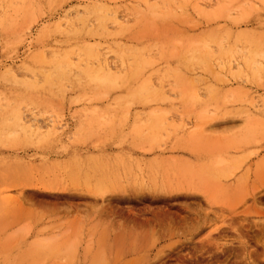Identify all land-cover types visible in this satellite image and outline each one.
<instances>
[{"label":"rangeland","instance_id":"374dc122","mask_svg":"<svg viewBox=\"0 0 264 264\" xmlns=\"http://www.w3.org/2000/svg\"><path fill=\"white\" fill-rule=\"evenodd\" d=\"M259 53L264 0H0V264H264Z\"/></svg>","mask_w":264,"mask_h":264},{"label":"bare ground","instance_id":"6f19581e","mask_svg":"<svg viewBox=\"0 0 264 264\" xmlns=\"http://www.w3.org/2000/svg\"><path fill=\"white\" fill-rule=\"evenodd\" d=\"M83 28H84V27H83ZM79 30H80V29H79ZM86 32H87V31H86ZM77 33H78V32H77ZM81 35H82V34H81ZM238 38H239V37H238ZM239 41H240V40H239ZM240 42H241V41H240ZM258 42H259V41H258ZM214 43L219 44V46H220V48H221V52H220V53H222V54H224V55H227V54H228V55H231V58H230V59H233L232 56L234 57L236 54H237V55L240 54L242 60L245 61V60L247 59V61H249V56H250V53H249V52H247V56L242 55V54H244V53L241 52V51H238V50H237V47H236V48H228V47H226V45L223 43V39L215 40ZM235 43H236V42H235ZM77 44H78V43H77ZM120 44H121V43H120ZM125 44H126V43H124L123 46H124ZM204 44H206V43H203L202 46H204ZM206 45L208 46V44H206ZM206 45H205V46H206ZM209 45H210V44H209ZM80 46H81V45H80ZM85 46H86V45H85ZM130 46H131V45H130ZM140 46H141V45H140ZM219 46H218V47H219ZM235 46H236V45H235ZM127 47H128V45H127ZM134 47H135V46H133L132 50L134 49ZM136 47H138V46H136ZM144 47L146 48L145 45H144ZM144 47H143V48H144ZM192 47H193V46H192ZM249 47H250V46H249ZM79 48H80V47H79ZM119 48H123V47H119ZM128 48H129V47H128ZM128 48H127V50H128ZM190 48H191V47H190ZM190 48H189V49H190ZM203 48H204V47H203ZM207 48H208V51H210V48H209V47H207ZM207 48H204V51L207 50ZM239 48H241V47H239ZM247 48H248V47H247ZM59 49H60V48H59ZM59 49H58V50H59ZM83 49H84V47H83ZM85 49H86V48H85ZM115 49H116V48H115ZM125 49H126V48H125ZM130 49H131V48H130ZM146 49H147V48H146ZM75 50H76V49H75ZM80 50H81V49H80ZM109 50H110V49H109ZM123 50H124V49H123ZM127 50H125V51H127ZM142 50L144 51V49H142ZM148 50H151V49H148ZM241 50H242V49H241ZM247 50H248V49H247ZM59 51H60V50H59ZM70 51H71V50H70ZM82 51H84V50H82ZM88 51H90V50L88 49ZM138 51H139V49H138ZM151 51H152V50H151ZM208 51H205V52H208ZM61 52H62V51H61ZM73 52H74V51H73ZM111 52H112V51H111ZM120 52H121V51H120ZM134 52H136V51H134ZM141 52H142V51H141ZM147 52H148V51H147ZM158 52H159V51H158ZM189 52H190V53H189L190 55H189V54H187V55H189L190 61L193 60V61L198 62V63H200L201 65H205V66L208 65V64H210V62H217L218 59H219L218 57L209 56V54H208V56H207V55H206L207 53H205V54L202 55L203 52L200 51V50H197V49H193L192 51H189ZM240 52H241V53H240ZM77 53H78V52H77ZM90 53H91V52H90ZM128 53H130V52H128ZM128 53H127V54H128ZM137 53H138V52H137ZM159 53H160V52H159ZM161 53H162L161 58L166 59V60H171V52H169V51H162ZM256 53H257V52H255V56H256ZM260 53H261V52H260ZM260 53L257 54V56L260 55V57H263V58H264V55H262V54H260ZM63 54H64V53H63ZM63 54H62V55H63ZM113 54H115V53L113 52ZM122 54L124 55V53L121 52V57H123ZM185 54H186V52H185ZM253 54H254V53H253ZM51 55H53V53H52ZM89 55H90V54H88V56H89ZM119 55H120V54H119ZM149 55H152V54H149ZM237 55H236V56H237ZM127 56H128V55H127ZM129 56H131V55L129 54ZM253 56H254V55H253ZM255 56H254V57H255ZM50 57H51V56H50ZM121 57H120V58H121ZM132 57H133V56H132ZM132 57H131V58H132ZM148 57L150 58V56H147V57H146V56L143 55V53H142V54L139 56L138 59H145V61H146V60L148 59ZM153 57H154V56H153ZM155 57H156V56H155ZM123 58H124V59L126 58V54L124 55ZM129 58H130V57H129ZM129 58H128V59H129ZM161 58H160V59H161ZM186 58H187V57H186ZM51 59H52V57H51ZM138 59H137V61H138ZM152 59H153V58H152ZM155 59H156V58H155ZM54 60H55V59H54ZM54 60H53V62H54ZM56 60H58V59H56ZM126 60H127V59H126ZM149 60H150V59H149ZM187 60H188V58H187ZM220 60H221V59H220ZM238 60H239V59H238ZM122 61H123V60H122ZM140 61H141V60H140ZM154 61H155V60H154ZM160 61H161V60H160ZM181 61H182V60H181ZM188 61H189V60H188ZM193 61H191V62H193ZM59 62H60V61H59ZM61 62H62V61H61ZM120 62H121V61H120ZM128 62H129V61H128ZM178 62H179V61H178ZM182 62H183V61H182ZM256 62H257V61H256ZM54 63H55V62H54ZM122 63H123V62H122ZM134 63H135V62H134ZM149 63H150V61H149ZM149 63L147 64V66L149 65ZM152 63H153V61H152ZM161 63H162V62H161ZM183 63H184V62H183ZM185 63H186V62H185ZM185 63H184V64H185ZM189 63H190V62H189ZM260 63H262V62H260ZM130 64H131V63H130ZM138 64H139V63H138ZM150 64H151V63H150ZM181 64H182V63H181ZM191 64H192V63H191ZM219 64H220V63H219ZM252 64H256V63H253V62H252ZM186 65L188 66V64H186ZM193 65H194V64H193ZM193 65H191V66H193ZM210 65H211V64H210ZM246 65H247V64H246ZM124 66H125V65H124ZM124 66H123V67H124ZM130 66H131V65H130ZM130 66L128 67V65H127V67H128L129 69L131 68ZM132 66H133V65H132ZM144 66H146L145 63H144ZM181 66H182V65H181ZM197 66H198V65H197ZM218 66H223V67H224V65H218ZM239 66H240V65H239ZM137 67H138V66H137ZM139 67H140V65H139ZM182 67H183V66H182ZM184 67H185V66H184ZM189 67H190V66H189ZM189 67H187V68H189ZM164 68H165V67H164ZM185 68H186V67H185ZM132 69H133V68H132ZM139 69H140V68H139ZM151 69H153V68H151ZM182 69H183V68H182ZM140 70H141V69H140ZM142 70H143V68H142ZM144 70H145V69H144ZM146 70H149V69H146ZM155 70H156V69H155ZM158 70H159V69H157L156 71L158 72ZM184 70H185V69H184ZM223 70H224V68H223ZM242 70H243V69H242ZM135 71H137V70H134V72H135ZM156 71H155V72H156ZM179 71H180V70H179ZM179 71H178L177 73H179ZM125 72H126V71H124V75H125ZM127 72H128V71H127ZM130 72H131V71H130ZM144 72L146 73V71H144ZM148 72H149V71H148ZM157 72H156V73H157ZM180 72H181V71H180ZM138 73H139V72H138ZM141 73H142V72H141ZM160 73H161V71H160ZM167 73H168V71H167ZM167 73H166V76H168V77L171 78V75H173L172 72H171V75H167ZM135 74H136V73H134V75L131 76V77H135ZM148 74H149V73H148ZM121 75H122V74H121ZM126 75H127V74H126ZM130 75H131V74H130ZM156 75H157V74H156ZM158 75H159V74H158ZM174 75H175V74H174ZM174 75H173V76H174ZM146 76H147V75H146ZM146 76H145V77H146ZM162 76H163V74H162ZM164 76H165V75H164ZM178 76H179V74H178ZM248 76H249V75H248ZM143 77H144V76H143ZM145 77H144V78H145ZM168 77H167V78H168ZM122 78H124V77H122ZM124 79H125V78H124ZM134 79H135V78H134ZM53 80H54V79H53ZM53 80H52V81H53ZM147 80H148V79H147ZM135 81H137V80H135ZM49 82H50V81H49ZM122 82H123V81H122ZM124 82H125V81H124ZM126 82H128V81H126ZM138 82H139V81H138ZM56 83H57V82H56ZM134 83H135V82H134ZM143 83H144V82H143ZM145 83H146V82H145ZM149 83H150V82H149ZM118 84H119V83H118ZM121 84H122V83H121ZM137 84H138V83H137ZM139 84H140V83H139ZM45 85H46V84H45ZM128 85H129V84H128ZM43 86H44V85H43ZM55 86H56V85H55ZM121 86H123V84H122ZM52 87H53V86H52ZM136 87H137V86H136ZM151 87H152V86H151ZM44 88H45V87H44ZM49 88H50V87H49ZM49 88H48V89H49ZM120 88H121V87H120ZM140 88H143V87H140ZM153 88H154V87H153ZM148 89H149V86H148ZM148 89H147V92H148ZM154 89H155V88H154ZM154 89H153V90H154ZM43 90H44V89H43ZM139 90L141 91V93L143 92V90H141V89H139ZM139 90H138V91H139ZM151 90H152V89H150V91H151ZM156 90H157V89H156ZM49 91H51V90L49 89ZM52 91H54V90H52ZM126 91H127V90H126ZM158 91H159V89H158ZM47 92H48V91H47ZM42 93H43V92H42ZM145 93H146V92H145ZM154 93H155V92H154ZM45 94H46V93H45ZM130 94H131V93H129L128 95H130ZM142 94H143V93H142ZM142 94H141V95H142ZM160 95H161V94H160ZM126 96H127V95H126ZM143 96H144V94H143ZM146 97H147V96H146ZM150 97H151V96H150ZM152 97H154V96H152ZM158 97H159V96H158ZM154 98H155V97H154ZM148 99H149V98H148ZM157 99H158V98H157ZM157 99H156V100H157ZM144 101H145V100H144ZM154 101H155V99H154ZM161 101H164V99L161 100ZM161 101H160V102H161ZM147 102H148V101H147ZM151 103H152V102H151ZM153 103H154V102H153ZM119 106L122 107L123 105L121 106V104H120ZM158 106H159V105H158ZM117 107H118V106H117ZM154 107H156V106H154ZM159 107H160V106H159ZM125 108H126V107H125ZM121 109H122V108H121ZM123 109H124V108H123ZM124 110H125V109H124ZM153 111H154V110H153ZM153 111H152V112H153ZM158 111H161L160 113H162L163 110H158ZM91 112L93 113V111H91ZM91 112H89V113H91ZM94 112H96V113L98 114L97 111H94ZM120 112H121V111H120ZM154 112H156V110H155ZM163 112H164V111H163ZM92 113H91V114H92ZM126 113H128V111H126ZM126 113H125V115H126ZM160 113H159L160 116L157 115L159 118H156V117H155V114H152V115L150 114L151 116H154V117H155V118L152 117V119L155 120L154 122H156V121H158L159 123H160V122H161V123L163 122V118L165 117L164 114L166 113V111L164 112V114H163V113L160 114ZM91 114H90V115H91ZM93 114L95 115V113H93ZM97 114H96L95 116L92 115L93 118L96 117ZM101 114H102V113H101ZM117 114H118V113H117ZM86 115H87V114H86ZM120 115H121V114H119V116H120ZM122 115H123V114H122ZM150 115H149V117H151ZM162 115H163V117H162ZM98 116H99V115H98ZM119 116H118V117H119ZM88 117H89V115H88ZM124 117H125V116H124ZM137 117H138V116H136V118H137ZM160 117H162V118H161L162 121H159ZM114 118H115V117H114ZM85 119H86V116H85ZM100 119L103 120L104 118H101V117H100ZM112 119H113V118H112ZM115 119H116V118H115ZM123 119H124V118H123ZM157 119H158V120H157ZM11 120H12V119H11ZM90 120H91V119H90ZM101 120H99V121H101ZM118 120H119V119H118ZM125 120H126V119H125ZM128 120H129V119H128ZM149 120H151V119H149ZM110 121H111V120H110ZM85 122H86V121H85ZM90 122H91V121H90ZM96 122L98 123V121H95V123H96ZM104 122H105V121L103 120V123H104ZM139 122H140V121H139ZM141 122H142V121H141ZM143 122H144V121H143ZM143 122H142V124H143ZM154 122H153V124H154ZM158 122L155 123L156 125H153V126H158V125H159ZM113 123H114V121H113ZM118 123H120V122L118 121ZM121 123H122V122H121ZM134 123H135V122H134ZM144 123H145V122H144ZM9 124H10V123H9ZM85 124H88V123H85ZM92 124H93V123H92ZM107 124H108V123H106V125H107ZM109 124H111V123L109 122ZM109 124H108V125H109ZM106 125H104V126H106ZM123 125H124V124H123ZM134 125H135V124H134ZM138 125L142 126V125L139 124V123H138ZM138 125H136V126H138ZM144 125H148V124H144ZM144 125H143V126H144ZM160 125H161V124H160ZM9 126H11V125H9ZM89 126H91V125H89ZM96 126H97V124H96ZM101 126H102V125H101ZM109 126H110V125H109ZM112 126H113V125H112ZM121 126H122V124H121ZM132 126H133V125H132ZM151 126H152V125H151ZM161 126H163V125H161Z\"/></svg>","mask_w":264,"mask_h":264}]
</instances>
